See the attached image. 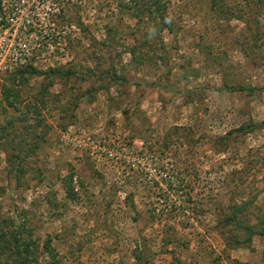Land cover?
I'll list each match as a JSON object with an SVG mask.
<instances>
[{"label": "rangeland", "instance_id": "rangeland-1", "mask_svg": "<svg viewBox=\"0 0 264 264\" xmlns=\"http://www.w3.org/2000/svg\"><path fill=\"white\" fill-rule=\"evenodd\" d=\"M59 3L0 72V264H264V0Z\"/></svg>", "mask_w": 264, "mask_h": 264}, {"label": "built area", "instance_id": "built-area-1", "mask_svg": "<svg viewBox=\"0 0 264 264\" xmlns=\"http://www.w3.org/2000/svg\"><path fill=\"white\" fill-rule=\"evenodd\" d=\"M0 72L25 60L27 38L33 28L57 20L61 14L59 0H0ZM55 25V24H53Z\"/></svg>", "mask_w": 264, "mask_h": 264}, {"label": "trees", "instance_id": "trees-1", "mask_svg": "<svg viewBox=\"0 0 264 264\" xmlns=\"http://www.w3.org/2000/svg\"><path fill=\"white\" fill-rule=\"evenodd\" d=\"M0 4H1V1H0ZM228 224H236V222L234 221V219H231V221H229V223Z\"/></svg>", "mask_w": 264, "mask_h": 264}]
</instances>
